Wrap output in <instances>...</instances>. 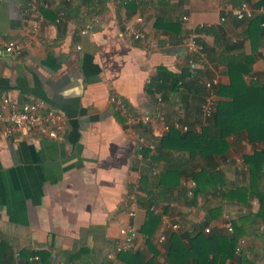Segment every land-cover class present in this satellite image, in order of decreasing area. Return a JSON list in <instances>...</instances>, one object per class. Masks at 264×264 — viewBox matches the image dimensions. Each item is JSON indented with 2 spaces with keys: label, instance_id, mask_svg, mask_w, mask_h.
I'll list each match as a JSON object with an SVG mask.
<instances>
[{
  "label": "crops",
  "instance_id": "obj_1",
  "mask_svg": "<svg viewBox=\"0 0 264 264\" xmlns=\"http://www.w3.org/2000/svg\"><path fill=\"white\" fill-rule=\"evenodd\" d=\"M243 1L255 9L249 20L231 13ZM240 2L0 1V39L22 45L17 55L0 54V102L3 96L17 102L42 100L67 121L60 141L20 134L0 139V242L8 245L2 264H14L21 252L26 255L21 264L25 259L43 264L34 259L38 251L48 253L45 264H70L75 253L74 264H102L122 241L120 228L126 224L137 232L130 250L145 261L166 264L168 244L160 235L176 231L186 242L216 206L221 211L209 228L226 234L225 224L232 220L244 229L233 258L222 264H248L240 261L241 253L253 264H264V219L252 222L250 216L259 208L258 196L222 198L226 188L248 183L243 157L262 150L264 142L251 141L241 129L225 138L223 153L190 157L188 151L160 146L166 125L185 131L181 124L188 123L181 121L189 120L200 131L210 123L201 110L203 97L184 92L180 98L181 89L172 92L160 69L180 73L188 61L194 62L193 74L204 82L216 78V91L221 87L227 92L228 61L252 57L243 82L264 84V0ZM139 16L141 22L136 21ZM94 19V28L81 34L84 23ZM124 23L140 27L145 37L128 40L121 31ZM191 36L206 48L194 61L184 48ZM150 80L158 85L154 94L148 91ZM111 95L121 96L132 113L151 116L137 126L140 133L145 129V156L127 135L123 117L113 111ZM219 98L226 97L216 94V104ZM202 168L216 170L222 184L192 201L189 189L196 183L189 173ZM169 169L174 175L168 178ZM140 180L148 192L139 188ZM257 186L264 191V175ZM131 191L136 197H152L151 210L160 217L148 243L140 232L146 205L138 200L135 216H127ZM110 264L125 263L114 253ZM187 264H194L193 259Z\"/></svg>",
  "mask_w": 264,
  "mask_h": 264
},
{
  "label": "trees",
  "instance_id": "obj_2",
  "mask_svg": "<svg viewBox=\"0 0 264 264\" xmlns=\"http://www.w3.org/2000/svg\"><path fill=\"white\" fill-rule=\"evenodd\" d=\"M242 0H238L240 2ZM254 19H258L256 16ZM253 19V20H254ZM204 27H201L202 29ZM264 28V27H263ZM203 50H206L202 41ZM200 53H190L189 60H196ZM252 57H247L245 61L229 60L228 74L231 78V83L228 86L227 92L224 88H217L216 93L220 97L217 100L215 110L212 115L207 117L209 124L203 125L200 131L192 128V122L189 120L181 121V123H188L187 130L181 131L174 126H168V131L160 140L162 148H171L176 150L188 151L189 156L193 157L196 152H200L203 156L211 155V153H223L226 148L225 138L229 134L236 133L241 129H245L251 141L260 139L264 142V84L259 82H252L245 84L243 82V74L250 71V64ZM194 63V62H193ZM161 79L170 80V90L178 92L179 97L184 99L182 93L196 92L199 96L206 95V87L204 80L201 81L195 74H193L192 66L187 62L186 66L182 68L180 73H171L166 69H160ZM158 85L154 81H149L148 91L154 94L157 91ZM189 95V94H188ZM184 125V124H181ZM142 134L145 133V129ZM142 153L145 156L146 147L142 148ZM154 159V157H152ZM244 162L249 168L248 183L245 185H236L234 187L226 188L222 198L225 200L245 201L249 194H256L259 198V208L251 216L252 222L255 219H264V191L259 190L257 183L261 176L264 175V148L262 150H255L252 154L244 155ZM169 176L174 175L172 170L167 172ZM191 179L196 183V186L191 188L190 198L195 200L198 194L207 191L212 185L222 184V178L214 169L202 168L199 171H191L189 173ZM167 178V177H166ZM144 179V177H143ZM140 189L148 192L142 187L140 180ZM148 196V194L146 195ZM137 197L140 204L146 205L147 213L144 222L141 225L140 232L146 237V242L154 233L159 224V215L151 210L154 204L152 197L148 199ZM245 197V198H244ZM146 199V200H145ZM221 211L220 206H216L211 215L206 218L205 222L195 230V232L188 237L184 242L176 231H170L165 235V242H167L166 264H187L189 258L193 259L194 264H222L227 258H233L234 251L237 246V239L244 233L242 225L232 221L233 232L222 233L217 228H210L209 232H204V227L208 222L217 216ZM8 245L5 241L0 242V264L2 259L7 255ZM77 253L71 256V263L76 258ZM38 258L43 264L47 263L48 253L45 251L37 252ZM26 258L25 253L19 254V259L14 264H21V258ZM118 257L125 264H154L153 260L145 261L138 251L127 250L118 253ZM240 261L253 264L248 260L244 254H240ZM26 264H30L25 259Z\"/></svg>",
  "mask_w": 264,
  "mask_h": 264
},
{
  "label": "built area",
  "instance_id": "obj_3",
  "mask_svg": "<svg viewBox=\"0 0 264 264\" xmlns=\"http://www.w3.org/2000/svg\"><path fill=\"white\" fill-rule=\"evenodd\" d=\"M1 1V0H0ZM125 1V0H124ZM33 7V4H32ZM232 15L238 20H249L255 16V9L245 1L240 2L237 6L232 7ZM137 22H141L142 18L139 16L136 18ZM97 20H91L84 23L80 29L81 34L89 33L93 28ZM261 27H264V12L260 20ZM125 38L131 41L141 40L145 37L144 31L137 26L124 23L121 29ZM196 36H191L184 46L185 51L189 53H202L203 46L197 41ZM78 47V46H77ZM22 45L20 42L10 39L2 41L0 39V54L6 52L11 55H17L21 52ZM191 66L194 65L190 62ZM206 87V95L201 105V110L205 117L212 115L216 107V84L217 79L212 78L204 82ZM157 101H161L159 94L155 95ZM109 102L113 111L120 114L127 127V135L134 138V144L138 153L142 154V148L145 146V138L142 133L138 131L137 126L145 124L150 120V115L147 113L134 114L130 111L127 103L121 96L111 95ZM183 130H187V126H181ZM67 129V121L63 114L48 108L45 106L42 100H32L17 102L3 96L0 102V139H7L15 134L31 136L35 138H45L52 140L65 139ZM168 129V125L165 126ZM194 185V184H192ZM193 187V186H192ZM191 193V189H189ZM129 208L127 209V216L133 217L136 214L138 208V201L136 193L131 191L128 194ZM172 227H176V224H172ZM227 232H233L231 222L228 220L225 224ZM208 226L204 227V232H209ZM136 229L132 224H126L120 228V234L123 236L122 241L114 246L113 252L106 255V259L102 264H110V259L114 253L127 251L131 249L133 240L136 236ZM164 235H160L159 239H164ZM38 256H34L37 259Z\"/></svg>",
  "mask_w": 264,
  "mask_h": 264
}]
</instances>
